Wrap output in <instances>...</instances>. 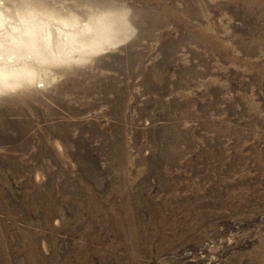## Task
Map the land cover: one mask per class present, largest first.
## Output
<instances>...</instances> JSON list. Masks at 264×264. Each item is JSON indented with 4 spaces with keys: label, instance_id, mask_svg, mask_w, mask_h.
Listing matches in <instances>:
<instances>
[{
    "label": "rangeland",
    "instance_id": "rangeland-1",
    "mask_svg": "<svg viewBox=\"0 0 264 264\" xmlns=\"http://www.w3.org/2000/svg\"><path fill=\"white\" fill-rule=\"evenodd\" d=\"M237 1L0 0V67L33 73L0 84V264H264V6ZM26 4L50 37L15 36Z\"/></svg>",
    "mask_w": 264,
    "mask_h": 264
},
{
    "label": "bare ground",
    "instance_id": "bare-ground-1",
    "mask_svg": "<svg viewBox=\"0 0 264 264\" xmlns=\"http://www.w3.org/2000/svg\"><path fill=\"white\" fill-rule=\"evenodd\" d=\"M23 1H26V0H21V2H23ZM244 1H246V0H238L237 2H238V4L239 3H241V2H244ZM27 3V2H26ZM100 3V2H99ZM32 4V3H31ZM118 4V3H117ZM26 5H28V6H30V7H27V9H29V10H31L32 12H30V14H28V16L27 15H25V16H23L22 18L25 20V21H28L29 22V26L27 25V27H26V29H25V31L23 32V31H18V33H17V35H15V36H17L18 38H20V39H23V35L24 34H26V35H30V34H41L42 32H44V35H48V37H50L49 35H50V31L48 30H46L45 28H43V27H46V25H44V21L43 22H40V20L39 21H37V22H35L36 21V16H37V14H36V12L34 13V10L36 9L33 5H30V4H26ZM104 5H106V3L104 4ZM260 5H263L264 6V0H261L260 1V3H257V5H255V7L257 8L258 6H260ZM100 7H101V5H99ZM107 6V5H106ZM110 6V5H109ZM112 6V5H111ZM117 6V5H116ZM120 6H121V4H120ZM35 8V9H34ZM45 8H49V7H47L46 5H45ZM102 8V7H101ZM109 8H111V7H109ZM108 8V9H109ZM124 8V7H123ZM105 9V8H104ZM104 9H102V10H104ZM112 9V8H111ZM114 9V8H113ZM112 9V10H113ZM119 9H120V7H119ZM127 9V8H126ZM37 10V9H36ZM101 10V9H100ZM125 10V9H124ZM190 10V9H189ZM99 11V10H98ZM106 11V10H105ZM193 11V10H192ZM2 12V11H1ZM96 12V11H95ZM107 12H110V11H107ZM115 12V11H114ZM101 14V13H100ZM197 12L195 13V14H193L194 15V17H196L197 18ZM2 15H4L3 13H2ZM1 15V16H2ZM46 16V15H45ZM49 16V15H48ZM52 16L54 17L55 16V14H52ZM98 16V15H97ZM105 16V15H104ZM111 17H109V15L108 16H106L107 18H103L102 20H98V22H95V23H91V26H92V29H90V30H88V31H85V32H90L91 30H92V35H90V36H88V39H90V42L91 43H89V44H84V45H87V46H90V48L93 46V45H90V44H92V42L93 43H98L97 42V38H100L101 37V35L100 34H97L96 32H103V33H107V36L111 33V32H113L114 30H115V28H113L112 27V25H114V24H116L117 22H118V20L119 19H121V18H123L122 17V15H120V14H117L116 13V15L115 14H111L110 15ZM126 16V15H125ZM3 17V16H2ZM102 17V16H101ZM207 17V16H206ZM29 18H31V19H35V20H33V21H31ZM3 19H4V17H3ZM99 19V18H98ZM156 19V18H155ZM70 22V25H76V23L73 21V20H71V21H69ZM74 22V23H73ZM43 23V24H42ZM190 23V25L192 26V28H194V30H195V32L196 33H198L200 36H201V38L208 44H210V43H212V40H211V38L213 37H211L210 38V34H212V32H213V29H212V25L209 23V24H207V25H202V24H199V23H197V22H192V21H190L189 22ZM188 23V24H189ZM31 24H33L34 26H31L30 27V25ZM67 25H69V23H67ZM107 27H109V28H107ZM44 30V31H43ZM2 31H4L5 32V34H8L9 35V30H8V27H6V20L4 21V20H2L1 18H0V32H2ZM84 32V31H83ZM94 33H96V34H94ZM102 33V34H103ZM74 35V34H73ZM78 35V34H77ZM87 36H82V37H87ZM112 36V35H111ZM111 36H109V37H111ZM25 37V36H24ZM46 38H47V36H46ZM53 38V37H52ZM79 38H81V36L79 37ZM108 38V37H107ZM16 39V38H15ZM101 39H102V37H101ZM13 40V39H12ZM19 40V39H18ZM25 40V39H24ZM83 40V39H82ZM81 40V41H82ZM217 40V39H216ZM15 41V40H14ZM22 41V40H21ZM52 41V40H51ZM80 41V40H79ZM80 41V42H81ZM34 39H26L25 40V44H26V46L28 47V48H31V49H34V48H32L33 46L35 47V45H34ZM50 42V41H49ZM242 42H243V40H242ZM16 43H17V41H16ZM2 45V44H1ZM21 45V44H20ZM19 45V46H20ZM44 45V44H43ZM75 45V44H74ZM79 45V44H78ZM32 46V47H31ZM40 46V45H39ZM2 47V46H1ZM25 47V46H24ZM48 47H50V45L48 46ZM41 48H44V47H41ZM14 49H16V48H14ZM13 49V50H14ZM23 49V48H22ZM41 50V49H40ZM11 51V50H10ZM23 51V50H22ZM54 51V50H53ZM63 51V50H62ZM67 51V50H66ZM8 52V51H7ZM92 51H87L86 52V54L83 56L84 58H83V61L84 60H89L90 59V57H91V55H89L90 53H91ZM12 53V52H11ZM6 55H7V53H5ZM28 54V53H27ZM59 54V53H58ZM233 56H235L234 54H232ZM235 59H238L237 57H234ZM81 61V60H80ZM8 68H5V67H3V68H1L0 67V84L1 83H5V82H9L10 81V77L12 76V77H15V80L16 79H20V80H24L26 77L28 78V76L27 75H29L30 77H33L32 75H33V73H32V70L31 69H27L26 70V68H24V70L23 69H21L20 71L19 70H7ZM37 74V73H36ZM19 81V80H18ZM30 82V81H29ZM24 83V82H23ZM8 85V84H7ZM2 86V85H1ZM254 155L257 157V158H255L257 161H259V164L261 163V161H263V153L261 152V151H254ZM254 155H253V157H254ZM246 155H245V153H244V150H243V146H237L236 147V151H235V154H234V156H232L228 161H227V167H229L231 170H232V168H235V167H237V166H244L245 164H246ZM170 159H172V160H174V157H170ZM189 164H190V162H189ZM262 164V163H261ZM170 172V171H169ZM183 174V173H182ZM170 175H171V173H170ZM172 176V175H171ZM173 176H175V175H173ZM161 178V177H160ZM229 184V183H228ZM222 185H219L217 188H216V195L217 196H220V198H222V197H225L226 195V197H228L227 199H225V201H229V202H231L232 201V199H231V196H230V194H226V191L221 187ZM205 195V194H204ZM203 196V194L202 193H199V194H195L194 196H193V198L192 199H195V206L193 205L191 208L192 209H194V208H196V207H198V206H203V207H210L214 202H215V200L216 199H213V201H205L204 203H203V201L200 199L201 197ZM175 198V197H174ZM178 198V197H177ZM218 199V198H217ZM230 199V200H229ZM53 200V199H52ZM129 206V205H128ZM127 205H126V209L130 212L131 211V209L130 208H127L128 207ZM126 210V211H127ZM130 214V216H128V218H127V222H128V228H127V231L129 230L130 232V236H132V238H133V240L135 241V245H136V247H135V250H138V245H137V243L139 242V239H140V237L143 235V232H142V228L140 227V225H138L137 223H136V220H135V217H134V214L132 213V211L129 213ZM51 215H53V214H51ZM51 215H49V216H47V217H50ZM162 215H161V213H159L158 211H156V210H154V223H155V225H156V228L158 229L157 231H160L161 229H163V225H164V229L168 226L167 225V223L165 224V222H164V220H162L161 217ZM164 218V217H163ZM163 221V225L161 224V222ZM172 225V224H171ZM126 228V227H125Z\"/></svg>",
    "mask_w": 264,
    "mask_h": 264
}]
</instances>
